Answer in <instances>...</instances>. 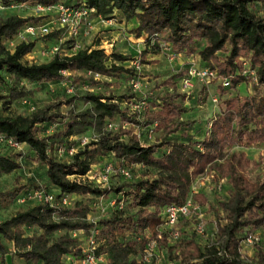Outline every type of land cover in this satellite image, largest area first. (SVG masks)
<instances>
[{
    "label": "clouds",
    "instance_id": "9594fccd",
    "mask_svg": "<svg viewBox=\"0 0 264 264\" xmlns=\"http://www.w3.org/2000/svg\"><path fill=\"white\" fill-rule=\"evenodd\" d=\"M0 160V264H264V0H0Z\"/></svg>",
    "mask_w": 264,
    "mask_h": 264
},
{
    "label": "trees",
    "instance_id": "16d2710c",
    "mask_svg": "<svg viewBox=\"0 0 264 264\" xmlns=\"http://www.w3.org/2000/svg\"><path fill=\"white\" fill-rule=\"evenodd\" d=\"M94 58L95 59H99V57L98 56H94ZM0 165H3V166H5V167H7V168H11V165L8 163V161L7 160H0Z\"/></svg>",
    "mask_w": 264,
    "mask_h": 264
}]
</instances>
